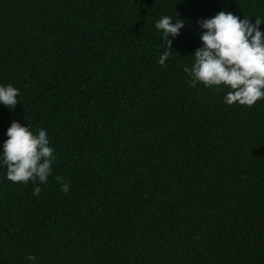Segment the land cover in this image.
<instances>
[{
	"label": "trees",
	"instance_id": "obj_1",
	"mask_svg": "<svg viewBox=\"0 0 264 264\" xmlns=\"http://www.w3.org/2000/svg\"><path fill=\"white\" fill-rule=\"evenodd\" d=\"M220 11L255 23L264 0H0V86L20 93L0 154L16 121L56 157L38 196L0 163V264H264V99L184 72ZM165 15L185 26L162 66Z\"/></svg>",
	"mask_w": 264,
	"mask_h": 264
},
{
	"label": "clouds",
	"instance_id": "obj_2",
	"mask_svg": "<svg viewBox=\"0 0 264 264\" xmlns=\"http://www.w3.org/2000/svg\"><path fill=\"white\" fill-rule=\"evenodd\" d=\"M172 19L165 15L155 23L166 48L158 60L162 66L172 54L169 37L178 36L185 26L179 19L173 24ZM261 23L264 19L258 16L252 23L248 17L240 19L225 11H220L211 19L198 20L199 27L206 31L200 35L203 46L192 54V66L184 67L190 86L195 88L197 84H203L218 91L227 88L223 102L229 106L252 107L264 99V33L259 29ZM19 94V90L12 85L0 86V104L8 109L14 108L19 103ZM6 135L8 139L3 142L0 154V163L6 167V179L13 184L33 183L36 185L33 195L38 196L41 192L39 184L48 182L56 159L47 131L41 129L33 134L28 126L12 121ZM55 180L63 192L69 191V184L63 177L56 176ZM26 259L36 261L34 255Z\"/></svg>",
	"mask_w": 264,
	"mask_h": 264
}]
</instances>
